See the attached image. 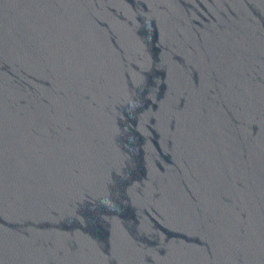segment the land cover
<instances>
[{
    "label": "water",
    "instance_id": "obj_1",
    "mask_svg": "<svg viewBox=\"0 0 264 264\" xmlns=\"http://www.w3.org/2000/svg\"><path fill=\"white\" fill-rule=\"evenodd\" d=\"M0 264H264V0H0Z\"/></svg>",
    "mask_w": 264,
    "mask_h": 264
}]
</instances>
